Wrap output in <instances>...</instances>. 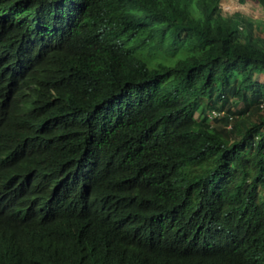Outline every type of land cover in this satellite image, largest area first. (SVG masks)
<instances>
[{
	"label": "trees",
	"instance_id": "trees-1",
	"mask_svg": "<svg viewBox=\"0 0 264 264\" xmlns=\"http://www.w3.org/2000/svg\"><path fill=\"white\" fill-rule=\"evenodd\" d=\"M258 68L220 0H0V264H264Z\"/></svg>",
	"mask_w": 264,
	"mask_h": 264
},
{
	"label": "rangeland",
	"instance_id": "rangeland-1",
	"mask_svg": "<svg viewBox=\"0 0 264 264\" xmlns=\"http://www.w3.org/2000/svg\"><path fill=\"white\" fill-rule=\"evenodd\" d=\"M220 7L225 16H232L235 13L243 14L244 16L253 17L255 19H264V9L252 0H247L240 3L239 0H220ZM234 19V24L239 21ZM242 22L239 23L240 28H242ZM254 80L258 82L264 81V69H257L255 72ZM225 114V113H224ZM223 114V115H224ZM227 115V114H226ZM221 116V115H220ZM238 131L241 129L238 128Z\"/></svg>",
	"mask_w": 264,
	"mask_h": 264
},
{
	"label": "clouds",
	"instance_id": "clouds-1",
	"mask_svg": "<svg viewBox=\"0 0 264 264\" xmlns=\"http://www.w3.org/2000/svg\"><path fill=\"white\" fill-rule=\"evenodd\" d=\"M54 190V181L51 180V188H50V191H53Z\"/></svg>",
	"mask_w": 264,
	"mask_h": 264
}]
</instances>
